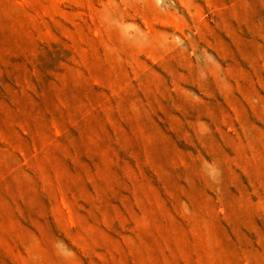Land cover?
Wrapping results in <instances>:
<instances>
[{
    "label": "rangeland",
    "instance_id": "obj_1",
    "mask_svg": "<svg viewBox=\"0 0 264 264\" xmlns=\"http://www.w3.org/2000/svg\"><path fill=\"white\" fill-rule=\"evenodd\" d=\"M0 264H264V0H0Z\"/></svg>",
    "mask_w": 264,
    "mask_h": 264
}]
</instances>
